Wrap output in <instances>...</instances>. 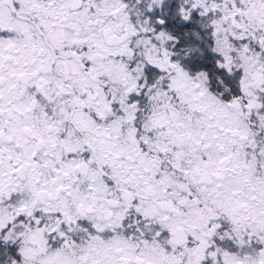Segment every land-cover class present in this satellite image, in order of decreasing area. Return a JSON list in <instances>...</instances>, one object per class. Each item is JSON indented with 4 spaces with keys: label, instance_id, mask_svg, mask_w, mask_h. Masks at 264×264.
<instances>
[{
    "label": "snow or ice",
    "instance_id": "1",
    "mask_svg": "<svg viewBox=\"0 0 264 264\" xmlns=\"http://www.w3.org/2000/svg\"><path fill=\"white\" fill-rule=\"evenodd\" d=\"M0 264H264V0H0Z\"/></svg>",
    "mask_w": 264,
    "mask_h": 264
}]
</instances>
